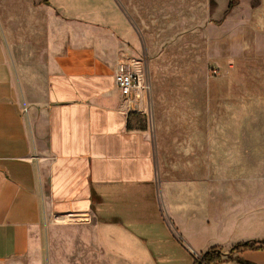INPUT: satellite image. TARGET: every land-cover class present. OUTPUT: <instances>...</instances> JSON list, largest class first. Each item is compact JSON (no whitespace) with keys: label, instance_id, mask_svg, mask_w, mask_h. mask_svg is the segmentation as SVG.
Instances as JSON below:
<instances>
[{"label":"crops","instance_id":"1","mask_svg":"<svg viewBox=\"0 0 264 264\" xmlns=\"http://www.w3.org/2000/svg\"><path fill=\"white\" fill-rule=\"evenodd\" d=\"M29 2L13 31L0 15V264L33 256L62 216L74 224L56 246L76 233L80 264H194L214 250L217 264H264V250L233 251L264 240V207L233 219L221 207L223 145L184 144L164 165L121 112L120 58L145 60L123 0Z\"/></svg>","mask_w":264,"mask_h":264},{"label":"rangeland","instance_id":"2","mask_svg":"<svg viewBox=\"0 0 264 264\" xmlns=\"http://www.w3.org/2000/svg\"><path fill=\"white\" fill-rule=\"evenodd\" d=\"M29 1L0 0L4 30L31 15ZM123 2L139 28L132 50L147 61L153 85V114L140 116L138 129L151 134L164 165L184 144H222L221 207L238 210L230 219L264 207V0H238L227 16L231 0ZM61 224L74 220L48 221L22 264H80L69 243L76 233L56 246Z\"/></svg>","mask_w":264,"mask_h":264},{"label":"built area","instance_id":"3","mask_svg":"<svg viewBox=\"0 0 264 264\" xmlns=\"http://www.w3.org/2000/svg\"><path fill=\"white\" fill-rule=\"evenodd\" d=\"M115 80L121 97V112L125 116L151 118L153 114V85L147 62L143 59L120 58ZM62 222L64 216L57 217Z\"/></svg>","mask_w":264,"mask_h":264},{"label":"trees","instance_id":"4","mask_svg":"<svg viewBox=\"0 0 264 264\" xmlns=\"http://www.w3.org/2000/svg\"><path fill=\"white\" fill-rule=\"evenodd\" d=\"M44 4H48L47 2H44ZM238 4V0H231L230 5L228 7V10L225 13V16H227ZM138 118H141L139 115H135ZM264 250V240L261 242H247L244 244H241L233 249V251H262ZM217 250L208 252L201 258V260H196L194 264H217L220 262L221 257L220 255H216ZM233 253V252H232Z\"/></svg>","mask_w":264,"mask_h":264}]
</instances>
